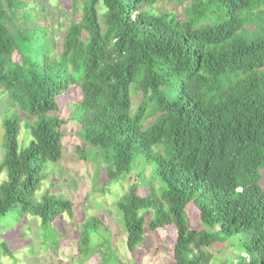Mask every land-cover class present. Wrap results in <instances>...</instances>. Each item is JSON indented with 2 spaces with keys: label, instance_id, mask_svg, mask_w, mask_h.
<instances>
[{
  "label": "trees",
  "instance_id": "16d2710c",
  "mask_svg": "<svg viewBox=\"0 0 264 264\" xmlns=\"http://www.w3.org/2000/svg\"><path fill=\"white\" fill-rule=\"evenodd\" d=\"M61 4L54 0L43 21L29 0H0V95L9 112L0 233L32 217L43 243L56 247L59 217L76 219L55 182L41 187L62 157L67 120L57 98L70 91L73 153L95 165L87 198L134 173L112 192L129 253L147 230L169 227L175 264H218L210 247L225 241L233 254L222 264H264V0ZM68 11L78 17L66 23ZM104 230L96 217L78 224L79 263L98 254L95 264H118ZM0 256L15 258L1 237Z\"/></svg>",
  "mask_w": 264,
  "mask_h": 264
},
{
  "label": "rangeland",
  "instance_id": "374dc122",
  "mask_svg": "<svg viewBox=\"0 0 264 264\" xmlns=\"http://www.w3.org/2000/svg\"><path fill=\"white\" fill-rule=\"evenodd\" d=\"M29 1L32 2L30 7L42 15L43 21L47 19L43 16V12L48 15L54 13V7L52 6L54 0H48V2L46 0ZM65 2L66 0H62V7ZM45 3H49V6ZM68 9V7H65V10ZM65 16L66 23H69L71 18L77 19L78 14L76 13L72 16L70 11H68ZM13 58L17 60L18 55L14 54ZM5 99L4 95H0V142L2 138L1 124L5 118L4 115L9 113L6 112L8 107L5 105ZM74 99H76V94L70 91L57 98L58 101L61 100L60 115L67 120V124L62 127V157L57 163L48 164L45 172L46 178L41 187L42 189H46L49 186V182H55L57 187L56 192L65 195L76 205V219L69 220L66 216L59 217L55 227L58 231L63 232V236L58 240L56 247L54 245L46 246L43 243L42 238H40L41 229L37 220L32 217L20 222L15 228H7L0 233V237L7 241L9 249L13 251L15 258L11 259L7 256H0V264L98 263V254L91 256L84 263L78 262L79 256L76 242L78 237V224L90 216L98 218L102 224L106 225L107 231L104 230L103 234H105V237L106 234L110 235V243L115 252V259L118 264H175L172 259V246L175 237L173 230L169 227L155 232L147 230L143 242L133 253H129L124 247L125 235L120 224V215L113 204L115 197L112 195V192H118V188L125 187L130 180L133 181L134 173L121 178V181L118 183L109 185L107 187L110 189L109 194L102 193L99 195L97 193L93 195L91 193L87 198L95 165L90 162L77 161L73 153L74 146L80 145V141L74 135L75 125H73L72 120L68 119L70 110L69 102ZM1 155L2 151L0 148V158ZM100 179L103 181L105 178H99V184H101ZM142 187L146 188V186ZM261 187L264 189L263 182H261ZM79 205L81 209L78 207ZM189 212L193 226H197V216L195 215L194 209L189 208ZM91 240L94 243L97 242L96 238ZM210 248L214 254L213 262L218 264H222L225 258L233 254L227 241L215 243Z\"/></svg>",
  "mask_w": 264,
  "mask_h": 264
}]
</instances>
